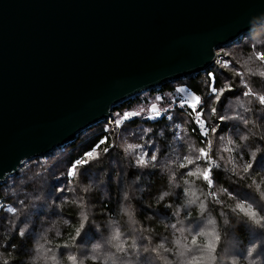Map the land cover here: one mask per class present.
I'll list each match as a JSON object with an SVG mask.
<instances>
[{"label": "water", "instance_id": "1", "mask_svg": "<svg viewBox=\"0 0 264 264\" xmlns=\"http://www.w3.org/2000/svg\"><path fill=\"white\" fill-rule=\"evenodd\" d=\"M264 0H0V185L114 107L204 73Z\"/></svg>", "mask_w": 264, "mask_h": 264}, {"label": "clouds", "instance_id": "2", "mask_svg": "<svg viewBox=\"0 0 264 264\" xmlns=\"http://www.w3.org/2000/svg\"><path fill=\"white\" fill-rule=\"evenodd\" d=\"M261 22H264V16L251 21L254 27ZM259 28L264 29V24ZM244 70L250 78L257 77L264 82V68L245 67ZM244 87L247 90L242 95L227 100L220 116L228 127L209 136L202 146H197L193 140L185 141L190 155L180 163L175 159L161 158L158 164H154L157 153L153 152L151 160L145 164L139 143L116 136L114 146L124 161H131L134 167L142 169L155 167L157 174L163 177L164 185L151 199L156 205L163 204L174 218V222L161 225L166 235L153 241L152 235L143 234L153 229L141 230L132 189L124 186L112 216L90 224L99 238L89 245L74 243L66 246L61 253L55 243L63 239L65 230L72 224L62 215L63 210L68 207L78 209L80 226L76 232L79 234L85 221L94 217V205L88 197L98 193L99 200L109 199L106 170L95 181L76 179L69 188L70 195L59 201L54 199L57 191L53 197L47 196L51 182L49 170L69 153L70 149L65 148L57 150L50 158L31 162L18 177L8 179L3 185L5 196L23 199L18 201L19 210H8L17 212V215L6 226L7 237L0 233V264H264V251L260 250L264 238L240 249L235 233L222 234L218 228L215 207L222 206L219 209L221 217L230 215L235 218L231 227L243 223L250 231L259 232L264 237V168L252 169L257 156L264 154V87L258 86L255 90L247 84ZM159 99L156 97L157 101ZM150 131L144 129L146 134ZM212 131L217 133L218 129L213 126ZM108 152L106 149L105 153ZM205 157L206 166H199L197 162ZM194 163L197 166L191 170L181 171ZM60 167L63 168V164ZM212 169L222 172L226 183H214L211 178L205 180L203 174ZM117 176V173L112 176L114 187ZM230 187L235 191L247 190L251 198H238L235 191H229ZM53 209L56 215L49 217L48 213ZM38 210L44 215L37 219L35 213ZM192 214L199 221L195 230L193 223L186 220ZM21 216L24 217L23 223L16 228ZM33 224L36 225L34 231ZM229 224V219H223V225ZM13 235L20 242L26 235L30 236L23 256L17 255L18 245L15 249L9 247L5 250L7 240Z\"/></svg>", "mask_w": 264, "mask_h": 264}, {"label": "trees", "instance_id": "3", "mask_svg": "<svg viewBox=\"0 0 264 264\" xmlns=\"http://www.w3.org/2000/svg\"><path fill=\"white\" fill-rule=\"evenodd\" d=\"M262 24H264V22ZM243 38L244 39H242L241 41H238L235 44L230 45L229 47L218 49V58L216 59L215 63L204 73L189 79H183L178 82L169 83L155 90L147 92V94H149V96L151 97L159 95L161 98H165V96L167 95L173 96L177 92V89H184L190 94L199 95L202 98V104L200 105V103L197 102L195 111H190L192 112L191 114L196 118V121H191V115H189L182 109H178L177 112L172 113L170 118L167 114H159L157 116L153 115L146 118H139V116L136 115L128 116V114L130 113H137L136 109L139 110V107L141 106L140 103L144 101L142 96H137L134 98H130L124 104L113 108L112 128L117 129L122 124H118V122L123 119L125 122H127V124H125L123 127L125 128V130H129L132 133L138 134L140 131L144 132V129L146 128L151 129V131L148 132V135L144 137L145 144H149V142H147L146 140L151 135L156 143L161 145V147L163 148L160 151L161 156L165 154L166 149L170 151L172 150V148H170V143L175 138L178 128L185 132V141L193 140L197 146H202V144L207 141L209 136H215L223 132L228 127V125L226 124V121L220 119V116L224 112L227 100L229 98H234L237 95H242L243 92L247 90L244 87L245 84H247L249 88L253 90H255V88L258 86L264 87V82L260 81L257 77L250 78L248 75H246L244 70L245 67H252L253 69L257 67L264 68V59H257V56H264V29L259 28L255 31V33L246 35ZM213 88H215L216 90L215 94H213L212 92ZM179 105L187 108L186 106L181 105L178 100L173 102L168 100L164 107L170 108L171 106H174L175 108H179ZM125 116H128L127 120H125ZM201 121L204 123L205 128L200 127ZM213 126L218 129L217 133H214L212 131ZM97 130L100 131L99 134H94V131H91L89 133L84 132L79 137H77L74 142L65 145L74 149V153L71 154L70 157H68L65 161H63L65 162L63 163V168L60 167L61 164L55 165L59 168V171L56 172V177L59 178L56 179V181L58 182H55L54 178L56 177L50 174L51 182L47 192L48 197H51L55 190L62 188L63 184H69L76 179H81L78 177L73 178L74 170L78 165H87L84 158L95 150L101 148L104 150V155L110 154L111 156L109 159H105L102 157V162L97 165V169L102 170L101 165L108 166L111 163H116L118 155L110 153L112 146L109 145V137L107 133H105V127ZM86 136H90V139L84 141V138ZM61 148L57 150H60ZM106 149H109L108 153H105ZM57 150H55L49 156H45L40 159L50 158V156L53 155ZM152 151L155 152L154 150ZM259 156H262V160H264V154H259ZM206 164L207 157L203 158L200 161L201 167L206 166ZM111 168L116 173L114 164L104 168V171L106 170L107 175L109 176V171L112 170ZM151 169L152 168H146L141 170V175L145 172H147V174L149 175L143 178H150V180L145 185V192L143 193L142 198H134V203L138 209V219H144V215L150 213L151 209L156 206V204L153 203L151 197L155 193L157 187L165 182L157 177L158 174L156 170L152 171ZM20 174L21 170L19 172V175ZM209 174L214 183H226V181H224L223 179L222 172L216 169H212L210 170ZM133 184L135 183L132 182L131 185ZM136 184L141 183L136 180ZM3 185L0 187V233H3L4 238H6V226H8L11 220H13L17 215V212H9L8 210L10 208L19 210L20 205L18 201L20 199H23V197L13 199L11 197L5 196L3 194ZM117 189L118 185L115 182L114 187L113 181L111 179L107 189L110 199L101 201L99 200L97 194H91L90 197L92 201L90 203L94 205L96 215L101 214L102 212L103 214L112 216L116 205ZM242 190L244 189L241 188L238 191H235L234 188H229L230 192L235 191V195L238 198L239 196H241L239 195L240 193L244 194ZM66 193L70 195L69 192L65 191L64 197H66ZM55 200L58 201L57 199ZM144 202H146L147 205H143ZM215 207L218 225L222 224L223 217H225V219H229L230 226L235 224L234 217H231L230 215L221 217L219 206ZM77 211L78 209H76L75 207H68L63 210L62 215L66 218H69L72 221V224L71 227L65 230L63 239L55 243V246L58 249H63L66 246L74 244V241L80 234H77L76 232V229L80 226V222L77 217ZM224 211L227 212L226 209ZM188 217L193 219V217H195V214H192ZM94 218L99 222L103 220L102 215L96 216ZM20 223H23L22 217H20V219L17 221L16 228L19 227ZM34 230L35 228H33V231ZM89 230L92 231L91 228ZM231 232L235 233V236L239 239H243L246 234L245 228L243 227V225H241V223L238 224L236 228L231 227ZM29 241V235H26L24 241L22 242L17 240L16 236L13 235L10 240H7L5 250H8L9 247L15 249L18 245L17 255L23 256L25 254L24 250Z\"/></svg>", "mask_w": 264, "mask_h": 264}, {"label": "rangeland", "instance_id": "4", "mask_svg": "<svg viewBox=\"0 0 264 264\" xmlns=\"http://www.w3.org/2000/svg\"><path fill=\"white\" fill-rule=\"evenodd\" d=\"M259 27H261V25ZM259 27L256 28L250 34L255 33V31L257 29H259ZM241 40H239V41H241ZM235 43H233V44H235ZM233 44H231V45H233ZM229 46L230 45H227L225 47H229ZM225 47H221V48H225ZM217 55H218V53H217ZM189 94L190 93H188V92H186L184 90V92H182V93L176 92L173 96L167 95V96H165V98H161L159 95H155V96L151 97V96H149V94H147V92L143 93L141 95H138V96H142L144 101L140 103L141 106L139 107V110L136 109V112L138 113V115H136V116H139V118L140 117L146 118V117H151L153 115L157 116L159 114H167L168 117L170 118L172 113L177 112L178 109H182L183 111H185L186 113L191 115L190 120L194 122V121H196V118L194 117V115L191 114L192 112H190V111H195V109H196L197 101H196L195 97H193L188 102L180 101L181 105H185V103H187V106H186L187 108H185L183 106H180V105H179V108H175L174 106H171L170 108L164 107L168 100L173 102V101L178 100L179 96H187ZM156 97H160V99L157 101ZM153 104L156 105V111L152 110V105ZM188 109H190V110H188ZM120 123H122V124L117 129L112 128L113 121H112V116H111V118L108 121L103 122L101 124H97V125L89 128V129L83 131L82 133H80L78 135V137H79L84 132L89 133L91 131L92 132L94 131V134H99L100 131L97 130V129H101V128L105 127V133H107V135L109 137V145L112 146V149H111L110 153L118 155V157L116 159V163H111L108 166L101 165L102 166V170L97 169V167H98L97 165L100 162H102V157L105 158V159H109L111 157L110 154L104 155V150L99 148V149L95 150L94 152H92L91 154H88L84 158V160L87 163V165H85V166L78 165L75 168V170H74V176H73V178L74 177L75 178H77V177L81 178L80 179L81 182H87L89 180L95 181L96 179H98L100 173L102 171H104L105 167H109V166L114 164V169L116 170V173L118 174V176H117V178L115 180L116 184L118 185V189H117V193H116V197H117L116 203L119 200L120 192L122 191V188L124 186L131 187L132 193H133V198H136V199L142 198V195L145 192V185L150 180V178L149 179L148 178H143V177L149 176L147 174V172H145V173H143L141 175V170L146 169V168L142 169V168L134 167L132 165L131 161L126 162V161H124L121 158L119 152L115 149V146H114V141H115L117 135L120 138H127L130 141H133V142H136V143L140 144V152L143 154V163H145V164L149 160H151L152 154H153L152 150H154L157 153V160L154 162V164H158L161 158H163L165 160L175 159L177 161V163H180V162L183 161L185 156L190 155L187 152V145L185 143L186 134H185V132L183 130H181L179 128L176 131L175 138L170 143V148H172V150L170 151V150L166 149L165 154L161 156L160 155V151L163 148L161 147V145L156 143V141L154 140V138L151 135L146 140L147 142H149V144H145L144 137L147 136L148 133L146 134L145 132H142V131H140L138 134L132 133L129 130H125V128L123 127L125 124H127V122H125L123 119H121ZM89 139H90V136H86L84 138V141H87ZM65 148L70 149V151L64 157L63 160L57 161L58 165L65 163L63 161H65L68 157H70L71 154L74 153L73 152L74 149L70 148L69 146H63V148H61L60 150H63ZM47 156H49V155H47ZM43 157H45V156H43ZM40 158H42V157H40ZM40 158H37V159H40ZM37 159H33V160L28 161V162H25L21 166L20 170L24 169L27 165H30L32 161L37 160ZM197 163L200 166V161L197 162ZM195 166H197L196 163H194L192 165H188L187 168L182 169L181 171L182 172H186L188 170H191L192 167H195ZM257 168H264V160H262V156H259V155L257 156L256 160L254 161V163L252 165V169L253 170H256ZM20 170H19V172H20ZM151 170L155 171V167H153ZM57 171H59V168L54 166V168L49 170V173L52 176L56 177V172ZM109 173H110V176L107 175V177H106V183H107L106 187H107V189H108L109 182L112 179L111 176L115 172L112 169L111 171H109ZM18 175H19V173H18ZM18 175L12 176L10 178L11 179H15V177H18ZM157 177H159L160 179H162V181H164L163 177H160L159 175H157ZM10 178H8V179H10ZM57 178H59V177L54 178L55 182H58V181H56ZM7 180L4 183H6ZM136 180L138 182H140L141 184H136ZM201 180H202V177H201ZM132 182L135 183V184L131 185ZM61 183H63V182H61ZM73 183H74V181L69 183V184H63L62 188H59V189L55 190L54 193H56V191H57L58 195H55L54 199H57L59 201L61 197H64L65 191L69 192V188L73 185ZM164 183L165 182H163L160 186L157 187V189H156V191H155V193L153 195H155L161 189V187L164 185ZM2 185H0V187ZM132 186L135 187V188H133ZM242 191H243L244 194L240 193L239 195H241V196H239V198H241V199H250L251 198L250 194L248 193L247 190L244 189ZM54 193H53V195H54ZM96 194L99 195L98 193H95V195ZM53 195L51 197H53ZM68 196H69V194L66 193V197H68ZM88 198L90 199V202H91L92 201L91 197H88ZM109 199H110V197H109ZM168 203H171V201L169 200ZM143 205H147V203L144 202ZM221 207L222 206H219V209ZM93 211H94V217L102 215V217L104 219L105 216H109L107 214H103L102 212H101V214L96 215L94 209H93ZM41 215H44V212L42 210H38L35 213V217L37 219ZM55 215H56L55 209H53L50 213H48L49 217L55 216ZM137 216H138V213H137ZM21 217L24 220V217L23 216H21ZM94 217L92 219H90V220L85 221V227L82 229V231L80 232V234L78 235V237L74 241L75 243L82 244V245H89L93 241H95V240H97L99 238L98 233L90 225L93 222H99ZM223 219H225V217H223ZM138 220L140 222L141 230H143L145 228L153 229V231L150 232V233H143V234L152 235L153 236V241L159 240L162 236L167 234L166 232H164L163 228L161 227L162 224H164L165 222H168V223L174 222V218L170 215L169 210L166 209L163 206V204L154 206L151 209L150 213H147L146 215H144V219H138ZM186 220L191 222V223H193L194 230L199 227V221H198L196 216L193 217V219L189 218V217H186ZM217 224H218V222H217ZM241 225H243V227L245 228V232H246L245 237L243 239H239L236 236H234L235 240L239 244V248L240 249H242L244 247V245L250 244V243H252L255 240H260V239L264 238V237H262V235L259 232L250 231L249 228L246 225H244L243 223H241ZM35 227H36V225L33 224L32 228H35ZM90 228L92 229V231L89 230ZM218 228L222 230V234H223V232H227V233L232 234L230 225L229 226H225V225H223V222H222L221 225H218ZM141 243H143V241H141ZM59 250H60L61 253H63L66 250V247L63 248V249H59ZM260 250L264 251V245L261 246Z\"/></svg>", "mask_w": 264, "mask_h": 264}, {"label": "snow or ice", "instance_id": "5", "mask_svg": "<svg viewBox=\"0 0 264 264\" xmlns=\"http://www.w3.org/2000/svg\"><path fill=\"white\" fill-rule=\"evenodd\" d=\"M257 59L258 60H261V59H264V56H257ZM178 93H182V92H184V89H177L176 90ZM215 88H213L212 89V92H213V94H215ZM193 97H195L196 98V101L197 102H199L200 103V105L202 104V98L199 96V95H193V94H189V95H187V96H179V98H178V102H180V101H184V102H188V101H190ZM184 106H187V103H185V105ZM152 110L153 111H156V105H153L152 106ZM198 111V110H197ZM135 115H138V113H130V114H128V116H135ZM128 116H125V120H127L128 119ZM118 124H120V122H118ZM200 127H202V128H205V125H204V123L201 121V123H200ZM202 155H207L206 153H202ZM203 178L205 179V180H208L209 178H210V174H209V172H205L204 174H203Z\"/></svg>", "mask_w": 264, "mask_h": 264}]
</instances>
